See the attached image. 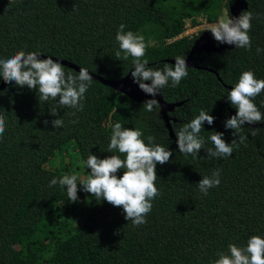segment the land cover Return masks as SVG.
Listing matches in <instances>:
<instances>
[{"label": "trees", "instance_id": "obj_1", "mask_svg": "<svg viewBox=\"0 0 264 264\" xmlns=\"http://www.w3.org/2000/svg\"><path fill=\"white\" fill-rule=\"evenodd\" d=\"M231 1L0 0V59L21 50L37 52L107 79L121 78L134 70L131 57H115L123 23L125 31L144 36L148 66L162 70L172 65L166 59L185 58L201 32L167 39L182 33L186 20L216 23L224 10L229 15ZM245 1L241 13H254L251 49L200 53L194 60L200 68L188 66L189 75L178 86L169 81L160 90L165 102H179L167 113L174 137L160 108L144 107L151 98L132 100L95 79L83 111L63 107L56 116L50 113L56 102H40L35 89L15 82L0 89V115L6 121L0 138V264H214L229 243L243 247L252 235L264 237V120L242 126L240 134L247 138L228 158H205L204 148L199 158L185 156L175 135L203 109L215 117L200 133L206 149L214 148L213 131L223 132L228 143L239 140L225 128L237 111L227 94L244 71L264 79V0ZM254 103L264 114V90ZM57 118L64 121L60 128L51 123ZM116 122L142 129L145 143L152 136L153 143L172 152L167 163L156 165L161 195L152 201L147 223L138 227L125 219L122 206L96 200L79 184L76 202L69 201L66 186H49L65 174L77 175L78 181L88 177L89 155H120L108 152ZM216 169L221 183L204 195L197 184ZM123 173L119 169L117 176Z\"/></svg>", "mask_w": 264, "mask_h": 264}, {"label": "clouds", "instance_id": "obj_2", "mask_svg": "<svg viewBox=\"0 0 264 264\" xmlns=\"http://www.w3.org/2000/svg\"><path fill=\"white\" fill-rule=\"evenodd\" d=\"M254 13L243 11L238 17H221L215 24L209 26L214 39L218 43L235 45V48L250 50L252 39L249 32L252 27ZM122 23L116 33V41L119 50L115 57L128 60L132 58L134 70L131 72L133 80L139 88L152 98L146 100L143 105L147 111L160 108L159 100L155 97L160 90L169 86L176 87L183 78L188 77V65L184 57H175V64H165L162 70L148 66V61L143 59L147 45L141 34L133 31H125ZM262 51L257 47L256 52ZM0 78L5 82H15L18 86H27L37 90L39 101H55L57 107L50 110L51 115H58V108L69 107L77 111H83L82 101L85 93L91 86L93 77L86 68H79L78 75L66 73L63 63L54 60L51 56L40 58L37 52H25L23 50L14 55L0 59ZM146 81H151L146 83ZM264 90V79H257L251 71L240 74L238 83L232 87L227 99L236 108L235 115L225 121V128L232 129L233 136L238 135L239 140L233 139L231 143L225 141L224 133L213 131L209 137L214 148H205V140L200 136L204 130V123H214L215 117L209 112L200 110L199 115L191 119L176 132L179 152L185 156L191 155L194 159L199 158L202 148L206 150L205 158H228L233 154L234 147L244 143L247 138L241 135L242 126L247 122L252 124L264 120V114L254 103V99ZM57 97L59 99L57 100ZM75 115V112L70 113ZM49 122L44 121L47 125ZM54 128L63 126L62 118L51 121ZM75 123V121H73ZM6 130V121L0 115V138ZM143 131L139 128H125L120 122L112 125L108 152H118L120 155H110L103 159L92 154L86 159L87 168L91 169L90 175L78 181L77 175L65 174L61 178H53L49 186L57 183L65 188L69 201L76 202L79 199L78 184L86 193H90L96 200H106L116 207L122 206L125 219L138 227L146 224V216L152 210V201L159 195L160 190L156 187V165L167 163L172 152L160 144L153 143L154 137L149 136L145 143ZM123 156V158H121ZM119 169H124L122 176H117ZM220 170L216 169L211 176L205 175L197 186L204 195L208 190L220 185ZM218 259L214 264H264V237L252 235L246 246H237L229 243L228 252H218Z\"/></svg>", "mask_w": 264, "mask_h": 264}, {"label": "water", "instance_id": "obj_3", "mask_svg": "<svg viewBox=\"0 0 264 264\" xmlns=\"http://www.w3.org/2000/svg\"><path fill=\"white\" fill-rule=\"evenodd\" d=\"M246 6H247V3L245 0H232L229 4V7H228L229 16L238 17L241 14V10L246 8ZM234 46L235 45H229L226 43H223V44L218 43L214 39V37H213V35L209 29L203 30L199 34V36L194 40V42L191 46L190 52L185 57V60H186V63L188 66L200 68V66L197 65L193 60L194 54L199 55V53L217 52V51H220L223 49H230ZM48 56L49 55L40 54V58H42V59L47 58ZM51 57L54 60H59L61 63H63L64 66H67V67L75 70L76 72H78L79 68H81V66H78V65L74 64L73 62L67 61L65 59L54 57V56H51ZM166 61L169 63L175 64V59H166ZM209 70H211V69H209ZM131 72L132 71H130L129 73H127L125 76H123L121 78L107 79V78H104L98 74H95V73L89 71V73L93 77V79L101 82L102 84H104L106 86L113 88L116 91L123 93L124 95H126L127 97H129L132 100L140 102L144 99L152 98L150 95L143 92L139 88L138 84L134 82L133 77L131 75ZM13 82H5L1 78L0 89L11 84V83H13ZM150 82L151 81H146V83H150ZM155 98L157 100H159V103H160V110L159 111H160V114L165 121L169 135L171 137H174L167 113L169 111L173 110L174 106L178 105L179 102L167 103L162 99L161 93L158 94ZM250 125H257V124L252 123Z\"/></svg>", "mask_w": 264, "mask_h": 264}, {"label": "built area", "instance_id": "obj_4", "mask_svg": "<svg viewBox=\"0 0 264 264\" xmlns=\"http://www.w3.org/2000/svg\"><path fill=\"white\" fill-rule=\"evenodd\" d=\"M199 21H203L204 23H207L204 19H201V18L199 19ZM209 24H211V23H209ZM197 27H198L197 24H195V25L192 26V24L190 23V21L189 20H186L185 21V27H184L183 32L180 33L175 38H168L167 41L170 42V41H172V39L180 38L181 36H193L194 35L193 34V31H195Z\"/></svg>", "mask_w": 264, "mask_h": 264}, {"label": "rangeland", "instance_id": "obj_5", "mask_svg": "<svg viewBox=\"0 0 264 264\" xmlns=\"http://www.w3.org/2000/svg\"><path fill=\"white\" fill-rule=\"evenodd\" d=\"M226 16H229V15H228L227 11L224 10L219 18L226 17ZM212 24H215V23L209 24V23H204L203 21H199V23L197 24L198 27L196 28L195 31H193V34L195 35V34H198L199 32H202L203 30H207L209 28V26L212 25Z\"/></svg>", "mask_w": 264, "mask_h": 264}, {"label": "flooded vegetation", "instance_id": "obj_6", "mask_svg": "<svg viewBox=\"0 0 264 264\" xmlns=\"http://www.w3.org/2000/svg\"><path fill=\"white\" fill-rule=\"evenodd\" d=\"M200 54V53H199ZM196 59H198V55H195L194 54V59L193 60H196Z\"/></svg>", "mask_w": 264, "mask_h": 264}]
</instances>
